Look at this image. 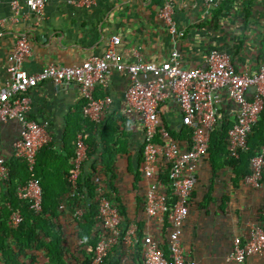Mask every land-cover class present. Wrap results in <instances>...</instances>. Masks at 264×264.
Returning <instances> with one entry per match:
<instances>
[{
    "label": "crops",
    "instance_id": "crops-1",
    "mask_svg": "<svg viewBox=\"0 0 264 264\" xmlns=\"http://www.w3.org/2000/svg\"><path fill=\"white\" fill-rule=\"evenodd\" d=\"M13 1L0 0V90L10 79L9 56L24 33L32 46L23 62L29 73L39 72L52 62L79 65L92 55H101L115 34L121 36L118 51L125 62L136 60L131 47H139L145 60L157 63L167 60L177 48L187 66H204L208 51L218 47L229 51L241 71L253 72L264 64V0H224L205 18L204 0H174V18L183 35H173L160 16L167 0H93L89 4L83 0H48L44 17L32 13L26 0H18L15 13ZM129 83L128 75L115 69L107 87L98 83L96 94L109 93L113 98L100 123L84 117L85 99L79 85L56 86L42 81L33 88L29 92L30 117L48 120L51 137L38 164L52 175L47 181L58 185L53 191L61 190L65 171L68 174L72 166L78 134L86 131L88 158L82 174H91L94 179V202L100 188L125 212L119 209L124 231L135 224L140 235L154 233L164 244L169 225L153 221L144 210V125L136 112L128 111L125 91ZM160 110L163 124L178 137L186 138V133L181 132L186 127L175 97L166 98ZM235 118L236 106L224 94L219 121L232 126ZM20 134L21 122L17 118L0 120V160L6 164L14 157V142ZM94 165L97 169H93ZM164 169L161 165V172ZM245 170L242 162L233 163L223 152L213 151L200 162L199 180L190 197V213L182 236L185 253L200 264H264V257L256 254L243 263L227 260L234 237L244 235L253 222L264 223V178L261 187H250L244 183ZM9 178L0 181V264H47L48 252L38 242L30 241L21 247L16 246V240L13 242L9 232L13 209ZM60 211L57 221L63 225L67 256L72 264H79L76 257L82 256L79 232L83 218L74 219L70 207ZM98 228L101 229L99 225ZM48 239L41 236L40 240ZM13 251L16 255L9 257ZM109 256L114 264H144L141 247L124 241L115 244Z\"/></svg>",
    "mask_w": 264,
    "mask_h": 264
},
{
    "label": "built area",
    "instance_id": "built-area-1",
    "mask_svg": "<svg viewBox=\"0 0 264 264\" xmlns=\"http://www.w3.org/2000/svg\"><path fill=\"white\" fill-rule=\"evenodd\" d=\"M93 0H83L89 4ZM224 0H204L202 17L210 16ZM48 0H26L32 13L45 16ZM15 13L19 2L13 1ZM174 0H167L160 10L164 24L173 35H183L175 15ZM120 35H113L101 55H92L75 66L55 62L47 64L41 71L29 73L23 65L32 52L27 34H21L9 56L10 79L0 90V120L17 118L21 122V134L14 142L13 155L28 165V181L17 186V195L28 202L36 212L43 209V189L36 176V162L39 150L49 142V121H38L30 117L32 99L29 92L42 81L56 86H80L85 102L83 114L87 120L100 123L113 102L109 93L96 94L98 83L107 87L112 70L128 75L130 83L125 91L129 112H136L144 125V148L142 171L147 179L144 210L153 221L169 225L166 241L154 233L140 235L138 226L131 224L123 230L122 214L117 205L99 188L98 225L100 239L94 247L90 264H103L112 248L119 241L141 247L144 264H200L185 253L182 236L190 213V197L199 180L200 162L210 154L211 139L220 120V106L226 94L236 106V118L228 130V149L235 158H240L249 148V135L254 131L264 113V64L256 71H241L231 60L224 48L213 47L206 55V65L187 66L183 55L173 49L167 60L157 63L145 60L139 47H131L136 57L125 62L118 51ZM252 87H255L252 89ZM175 97L181 112L182 123L190 128V140L176 139L166 127L160 115V105L168 97ZM87 132L78 134L75 156L67 174L69 191L61 200L60 208L66 209L73 201V218L80 220L85 205L90 200L81 192L80 177L88 158ZM161 165L169 172L170 186L175 200L170 201L167 187L161 179ZM10 177L6 162L0 160V181ZM264 178V143L251 158L250 172L244 176V183L250 187L262 186ZM71 206V205H70ZM24 217L21 211L12 212L10 220L14 227ZM264 257V223L253 222L244 235H236L227 260L243 263L250 255Z\"/></svg>",
    "mask_w": 264,
    "mask_h": 264
},
{
    "label": "trees",
    "instance_id": "trees-1",
    "mask_svg": "<svg viewBox=\"0 0 264 264\" xmlns=\"http://www.w3.org/2000/svg\"><path fill=\"white\" fill-rule=\"evenodd\" d=\"M230 126L224 120L219 121L212 134L210 153H213V151L223 152V154H226V156L231 159L233 163L239 164L242 162L243 166H246V170L243 174L244 178V176L250 172L251 158L260 151L261 146L264 143V113H262L258 123L255 125L254 131L249 135V148L242 152L240 158L233 157L228 149L227 138ZM185 127L186 129L181 130V132L186 133V138H180L176 135V133L171 131L176 139H188L191 137L190 128L187 126ZM45 146L46 144L37 154L36 162V176L39 178L43 189V209L40 212L32 210L28 202L20 199L17 195V186L26 183L30 177L26 161L13 157V159L7 164L10 169V178L7 183L9 193L12 195L10 198L13 203L12 212L19 210L24 217L23 221L17 227L11 225L9 227V232L14 237L13 242L16 240L17 247L29 245L30 241L38 242L39 247L45 248L48 252L49 260L47 264H72L67 256L63 225L57 221V218L61 213V200L66 197L69 191L66 177L67 171H65L66 176L61 183L64 184L63 188L54 192L53 189L58 185L54 186L52 183L47 181L52 175L46 173V171H42L40 164H38L41 152L46 149ZM93 169H97V166L94 165ZM65 173L63 171V174ZM83 175L84 174H82L80 178L81 191L85 192L90 200L85 205L83 219L80 222L79 237L82 239V247L80 249L82 256L76 257V259L79 264H90L94 255V247L100 239V230L97 225L98 219L96 217L98 213V203H95L93 200L95 193L93 183L94 179L92 178V175ZM161 179L167 187L170 201L173 202L175 200V196L173 194V189L170 186L169 172L167 169H164V171L161 172ZM70 205L69 207L72 211L73 201H70ZM119 209L122 214H125L121 206ZM41 236L49 237V239L47 241H42L40 240ZM15 255L16 252L13 251L9 257L13 258ZM109 257L106 258L103 264H114Z\"/></svg>",
    "mask_w": 264,
    "mask_h": 264
},
{
    "label": "rangeland",
    "instance_id": "rangeland-1",
    "mask_svg": "<svg viewBox=\"0 0 264 264\" xmlns=\"http://www.w3.org/2000/svg\"><path fill=\"white\" fill-rule=\"evenodd\" d=\"M70 238H71V231H70Z\"/></svg>",
    "mask_w": 264,
    "mask_h": 264
},
{
    "label": "water",
    "instance_id": "water-1",
    "mask_svg": "<svg viewBox=\"0 0 264 264\" xmlns=\"http://www.w3.org/2000/svg\"><path fill=\"white\" fill-rule=\"evenodd\" d=\"M255 87H252V89H254Z\"/></svg>",
    "mask_w": 264,
    "mask_h": 264
}]
</instances>
